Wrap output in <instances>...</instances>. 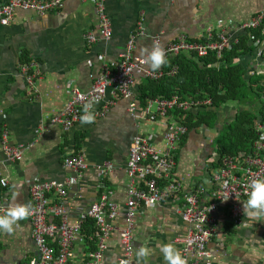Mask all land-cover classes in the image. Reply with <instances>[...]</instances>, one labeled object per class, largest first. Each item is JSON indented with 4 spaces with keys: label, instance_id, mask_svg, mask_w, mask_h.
<instances>
[{
    "label": "crops",
    "instance_id": "obj_1",
    "mask_svg": "<svg viewBox=\"0 0 264 264\" xmlns=\"http://www.w3.org/2000/svg\"><path fill=\"white\" fill-rule=\"evenodd\" d=\"M262 7L264 0H104L112 37L109 41L99 39L95 42H88L84 37L88 31H98L99 20L93 0H66L57 11L44 14L16 9L10 23L0 25V130L6 127L9 141L22 143L25 148L21 159L13 162L4 159L0 143V177L9 181L8 186L0 187L3 207L14 200L31 205L28 187L33 181L68 176L69 170L63 167L62 160L74 150L73 143L80 136V151L89 167L63 199L69 221H74L77 212L97 198L100 181L97 165L106 159L115 165L107 177L112 197L122 202L126 186L123 166L131 137L155 127L135 124L126 111L125 101L118 99L103 116L96 117L95 123L78 122L63 131L50 119L66 103L69 85L74 84L82 90L90 88L102 64L99 55L103 54L107 63L117 59L141 16L143 33L135 41L136 55L142 46L151 48L153 36H158L162 45L180 35L201 39L207 26L233 30ZM22 55L33 58L37 63L34 68L39 70L32 94L26 92V83L19 74ZM262 67L264 74V64ZM142 78L137 79L136 90ZM236 108L230 103L223 110L220 123L227 117H234ZM204 129V132L189 130L178 144L175 177L181 181L183 191L194 183L205 182V162L217 133L215 128H211L214 135ZM180 195L140 211L132 238L135 262L136 251L141 245L153 250L147 264H165L160 252L164 243L171 242L180 250L177 238L188 227L175 210L181 201ZM216 216L218 222L207 243L211 260L201 264H263L264 216L253 219L244 213L243 206L240 224L231 221L225 209L218 210ZM30 228L28 217L20 220L11 234L0 230V264L36 257ZM120 253L121 245L113 233L107 239V248L98 264H110Z\"/></svg>",
    "mask_w": 264,
    "mask_h": 264
},
{
    "label": "built area",
    "instance_id": "obj_2",
    "mask_svg": "<svg viewBox=\"0 0 264 264\" xmlns=\"http://www.w3.org/2000/svg\"><path fill=\"white\" fill-rule=\"evenodd\" d=\"M65 1L5 0L0 2V25L9 24L16 9L44 14L57 11L63 7ZM93 1L99 20L98 31H88L84 37L88 42L99 39L109 41L112 27L104 12V0ZM263 20L264 7L256 10L233 30L217 29L216 26L209 25L201 39L180 35L165 45H162L158 36H153L152 46L160 44L167 58L181 52L203 58L212 52L214 58L210 65L218 69L223 64V52L239 44L240 37L245 36L254 47L250 54L253 55L250 71L263 74ZM258 28L261 37L253 38L252 31ZM142 33L141 16L119 57L107 63L104 55H99L102 64L91 87L82 90L74 84L69 85L66 103L50 119L51 123H57L63 131H67L80 122L84 105L89 101H98L94 104L93 111L96 117H101L118 99H123L126 111L135 124L143 123L155 127L150 132H136L131 137L123 166L126 175L124 200L117 202L112 197L107 177L115 165L106 159L97 165L100 176L97 198L82 207L74 221H69L63 199L89 167L80 151L81 147L70 151L62 160L63 167L69 170L68 176L63 179H39L31 182L28 187L32 208L29 216L30 236L36 247V257L22 261L21 264H98L107 248V239L113 233L118 237L121 253L110 264H120L121 260L136 264L132 238L138 214L145 207L172 201L180 194L181 201L175 210L188 227L177 240L181 243L180 251L187 259V264L210 262L211 253L207 249V243L214 234L218 210L225 209L231 221L241 223L242 204L248 199L250 183L255 178L264 177V118L258 117L255 120V138L249 150L234 155L212 152L205 162V182L194 183L188 190L183 191L181 181L175 177V169L178 144L189 131L184 123V116L189 111L212 109V98L206 95L184 97L175 92L170 97H148L144 103H140L134 88L137 79L143 77L157 80L164 76H173L178 68L173 64L168 69L161 67L158 71H153L148 65L141 63L134 48L137 36ZM259 58L261 59L258 61ZM18 66L19 74L26 83V92L32 94L39 74V70L34 68L37 63L29 58L28 61H20ZM229 105H223V110ZM43 127L44 125L41 128ZM204 128L206 127L202 126L198 130L202 132ZM207 130L211 135L215 134L213 129ZM0 143L5 160L14 162L21 159L25 145L10 142L6 127L0 130ZM8 183L6 177H0V187H6ZM6 208L0 203V214ZM90 222L94 228L93 246L87 242L83 229L90 226Z\"/></svg>",
    "mask_w": 264,
    "mask_h": 264
},
{
    "label": "trees",
    "instance_id": "obj_3",
    "mask_svg": "<svg viewBox=\"0 0 264 264\" xmlns=\"http://www.w3.org/2000/svg\"><path fill=\"white\" fill-rule=\"evenodd\" d=\"M261 28H264V20ZM252 35L253 38H260V29L252 31ZM240 38L239 44L223 52V64L218 69L210 65L214 58L212 52L203 58L184 52L168 57V63L163 67L168 69L176 64V74L157 80L142 78L137 86L138 100L144 103L148 97H170L175 92L184 97L210 96L212 109L186 112L184 123L188 129L197 131L202 126L215 128L217 135L213 138L212 147L219 155H234L249 150L255 138V120L258 117L264 118V74H254L250 71L251 60L248 56L254 47L245 36ZM28 60L29 58L24 56L23 61ZM247 91L255 96L254 100L250 99ZM236 100L243 107L235 110L234 117H227L220 123V107ZM256 102L257 105L254 104ZM205 116H209L213 121L205 119ZM81 144L82 136L76 137L73 143L74 151L78 150ZM83 229L87 242L93 246L94 228L91 222L90 226Z\"/></svg>",
    "mask_w": 264,
    "mask_h": 264
},
{
    "label": "clouds",
    "instance_id": "obj_4",
    "mask_svg": "<svg viewBox=\"0 0 264 264\" xmlns=\"http://www.w3.org/2000/svg\"><path fill=\"white\" fill-rule=\"evenodd\" d=\"M138 54L141 58V63L148 65L153 71H158L168 63L166 52L160 44H154L151 48L142 46ZM95 103H98V101L94 99L84 105L83 115L80 117L81 124L96 122V116L93 111ZM212 152H214L213 147ZM242 205L244 213L249 217L258 219L264 216V177H258L251 181L248 199ZM2 213L0 214V230L6 234H11L15 226H18L20 220L27 219L32 214V208L28 203L14 200L6 209H2ZM152 252L153 250L149 247L141 245L135 254L136 264H147L148 257L152 255ZM160 252L163 255L165 264H187V259L171 242L162 244ZM120 264H130V262L121 260Z\"/></svg>",
    "mask_w": 264,
    "mask_h": 264
},
{
    "label": "rangeland",
    "instance_id": "obj_5",
    "mask_svg": "<svg viewBox=\"0 0 264 264\" xmlns=\"http://www.w3.org/2000/svg\"><path fill=\"white\" fill-rule=\"evenodd\" d=\"M253 55H250L249 54V56H248V58L252 61L253 60V57H252ZM254 74H260L259 72H257V73H254ZM263 80V79H262ZM247 92H249V96H250V99H255V96L254 95H250V91H247ZM233 104H235V106H237V107H240V105H241V103L238 101V100H236ZM254 104H258V102H256V103H254ZM253 107V106H252ZM218 113H219V115H220V119L222 118V114H223V107H220V109L218 110ZM205 119H210L211 120V122L213 121V119H211L209 116L207 117V116H205ZM210 122V121H209ZM204 131H205V129H204ZM203 131V132H204Z\"/></svg>",
    "mask_w": 264,
    "mask_h": 264
},
{
    "label": "water",
    "instance_id": "obj_6",
    "mask_svg": "<svg viewBox=\"0 0 264 264\" xmlns=\"http://www.w3.org/2000/svg\"><path fill=\"white\" fill-rule=\"evenodd\" d=\"M34 243V242H33ZM15 263L14 264H21V261L20 260H16L14 261Z\"/></svg>",
    "mask_w": 264,
    "mask_h": 264
}]
</instances>
